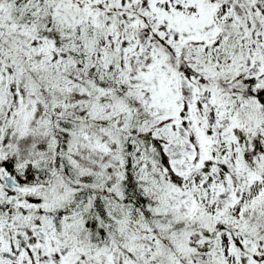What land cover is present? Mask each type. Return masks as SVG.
<instances>
[{
  "label": "snow or ice",
  "instance_id": "obj_1",
  "mask_svg": "<svg viewBox=\"0 0 264 264\" xmlns=\"http://www.w3.org/2000/svg\"><path fill=\"white\" fill-rule=\"evenodd\" d=\"M0 264H264V0H0Z\"/></svg>",
  "mask_w": 264,
  "mask_h": 264
}]
</instances>
